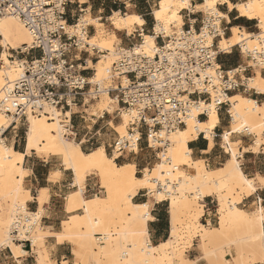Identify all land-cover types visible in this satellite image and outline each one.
I'll use <instances>...</instances> for the list:
<instances>
[{
  "label": "bare ground",
  "instance_id": "obj_1",
  "mask_svg": "<svg viewBox=\"0 0 264 264\" xmlns=\"http://www.w3.org/2000/svg\"><path fill=\"white\" fill-rule=\"evenodd\" d=\"M80 2L83 4L85 0ZM218 4L228 6L229 11H237L243 18L257 21L261 30L259 34H253L244 29L231 28L230 37L222 36L218 45L219 52H230L238 45L251 51L259 50L262 45L264 47V0H246L238 4H232L229 0H203L196 8H203L207 13L215 12L220 18L229 20L218 9ZM185 10H192L191 0H161L153 12L155 33L143 34V42L136 44V49L141 48L151 53L157 48V36L163 34L170 37V30L175 28L181 31V12ZM108 20L114 30L126 32L127 36L133 34L135 27L146 25L145 19L137 14L115 12ZM101 21V17L93 18L88 10L78 26H93L96 29V33L88 37L87 43L91 50L95 48L101 54L97 63L89 61L88 64L89 68H93L97 81L108 78L116 56L115 47L120 42L116 33L108 32ZM68 29L72 30L73 26L68 25ZM31 43L32 38L20 20L8 16L0 19V47L4 49L0 54V96L3 89L23 73L22 63L25 60L11 59L13 56L8 51L19 50ZM261 66L264 68V63ZM255 74L254 77L245 78V83L248 89L264 94V77L260 70ZM229 102L235 125L232 133L249 127L256 137L253 150L259 152L264 146V105L240 93L230 96ZM99 105L103 115H112L119 109L107 94L101 97ZM203 113L207 118L200 120L199 115ZM60 115L70 123L72 111L61 112L48 105H44V111L40 115H29L25 152L21 153L6 143L3 133L11 128L13 121L0 111V199L9 203L7 209L10 211L8 214H0V248H10L15 258L25 253L21 246L10 241L9 229L15 213L26 209L27 203L33 200L30 191L24 188V180L29 175L24 167V160L26 156L35 153L40 158L58 157L64 168L74 175V190L66 198V210L70 218L63 222V230L60 233H50L44 232L39 226L33 235V247L40 248L42 262L49 260L45 247V239L49 236L56 237L61 244L72 243L78 264H85L81 263L82 260L101 264L102 257L111 264H192L185 254L196 239L200 240L206 259L214 254L210 248L219 239L233 233L235 236L229 239L228 246L236 248V256L232 260L234 264L264 263L263 207L250 216L241 214L238 208L245 197L256 192L257 182L259 184L261 177L251 179L243 173L238 161L240 153L231 141L232 134L229 131L222 135L229 160L216 170H208L203 160H194L188 147L189 142L197 139L200 133L205 134V138L209 140L210 150L214 147V131L220 119L213 104L199 102L189 110L186 127L163 135L162 138L169 142L168 148L158 153L160 162L152 170L145 168L141 177L137 176L135 164H118L115 158L107 155L104 147L85 153L80 144L75 142V133L66 131L61 125ZM133 117L125 112L120 125L115 126L112 122L110 125L123 137ZM66 135L70 138L67 141ZM183 166L193 169L195 173L188 174L181 169ZM92 174L98 176L101 188L108 196H96L92 199L84 197L86 180ZM55 176H59V173ZM156 181L163 184L167 182V187L163 191L158 190ZM140 190H149L151 198L169 204L170 236L157 246L152 245L149 240L147 224L152 220L150 203L138 205L132 200ZM207 197H215L218 201L217 228L207 227L200 221L205 214L204 205L200 201ZM37 202L38 214L42 215L48 202V190L40 191ZM145 206L149 219L142 222L140 215L145 211ZM78 210L82 214H77ZM96 225L101 226L104 231L98 230ZM111 226L115 230L119 228L117 237L110 240L106 236V241L99 245L95 235L105 233ZM141 229L146 234H139ZM240 234H244V237H240ZM241 241L245 243L243 248L239 247ZM128 243L134 244L130 250L127 249ZM125 251H128L127 256H124ZM216 255L219 262L225 261L223 254Z\"/></svg>",
  "mask_w": 264,
  "mask_h": 264
},
{
  "label": "built area",
  "instance_id": "obj_2",
  "mask_svg": "<svg viewBox=\"0 0 264 264\" xmlns=\"http://www.w3.org/2000/svg\"><path fill=\"white\" fill-rule=\"evenodd\" d=\"M75 3V0H0V19L17 18L32 38L31 45L16 51L25 57L23 73L7 85L0 96V111L13 121L8 131L15 133L18 123L22 121L25 125L29 115L43 113L44 105L66 113L75 108H87L88 104L107 94L118 106V114L127 112L134 116L127 134L118 135L108 146L109 155L117 162L124 156H136L143 143L148 150H165L169 142L162 138L163 135L186 127L189 110L201 101L213 104L218 113L224 111L233 124L230 96L247 91L242 78L250 69L264 63L263 45L252 51L238 45L240 54L249 63L224 70L218 62V45L222 36L226 37L227 28L222 27L223 18L210 12L204 14L198 31L190 23L189 29L183 27L170 37L157 36V48L151 53L136 49V44L118 49L108 78L97 81L95 73L85 75L87 71L93 72L88 65L89 61L93 62V56L87 43L91 26L78 27L79 18L71 25L73 29H68V7ZM185 11L193 14L190 10ZM79 12L83 13L80 6ZM154 24L152 34L155 33ZM145 31L144 26L138 27L134 38L142 41ZM95 51L100 54L92 48V52ZM85 55L89 60L84 59ZM104 117L105 114L98 119ZM202 118L207 115L200 114L199 119ZM64 122L66 131L74 129L71 121ZM230 134L253 135L249 127L234 133L231 129ZM199 136L209 142L205 134ZM220 138L222 140V135ZM155 183L160 191L167 187V182ZM143 191L150 197L149 190ZM41 222L38 210H18L10 225V241L23 250L32 251L33 235Z\"/></svg>",
  "mask_w": 264,
  "mask_h": 264
},
{
  "label": "crops",
  "instance_id": "obj_3",
  "mask_svg": "<svg viewBox=\"0 0 264 264\" xmlns=\"http://www.w3.org/2000/svg\"><path fill=\"white\" fill-rule=\"evenodd\" d=\"M160 1L161 0H93V4L88 5L89 0H85V3L83 4L80 2V0H75L76 3L68 7L67 22L69 25L74 24L77 21L76 18L79 16L77 18L79 19L82 17V15H87L88 10H90L92 16L106 14L108 17L115 12L121 13L124 10L127 11L130 8L131 13L140 15L145 19L146 25L144 27L146 30L148 22L150 24H154V22H152L154 12L153 8L156 7ZM229 1L232 4L239 3V0ZM202 2L203 0H191L192 10L190 11H192L193 14L190 15L187 13V11H185L186 14L182 15L184 29H189L190 23L192 24V27L195 31H198L200 29L204 16H200L199 14H197L194 9ZM79 6L80 9L83 10L82 14H80L79 12ZM217 7L222 13L226 14L229 17V20L224 19L222 21V27L227 28V32L230 31L233 27L240 29L242 28L244 30H252V28L258 26L257 21L256 25L255 20H248L246 18H243L237 13V11H229L228 6L226 5L218 4ZM101 18L103 19L102 16ZM89 29L93 30L96 33L95 27L91 26ZM145 32L146 34L152 33V29L146 30ZM233 49L234 48H232L231 51L227 53L220 52L219 62L224 70H231L243 64L241 58H243L244 56L240 54L239 59V56H236V54L233 52ZM85 58L88 57L85 55L84 59ZM249 72H251V69L245 74V77L248 76ZM85 75L91 76V72L87 71L85 72ZM262 76L264 77V73H262ZM239 93L246 94L252 100L258 102L261 105H264V94H259L256 91L250 89H247V91L242 90ZM74 115L75 114L73 113V116ZM218 116L220 122L215 129L216 136L214 138V147L211 150L209 148L210 142H207L201 136H199L194 141L189 142L188 144L189 149L192 151V157L194 160H203L205 161V164L207 166H211L215 168V170L218 169V166L222 164L224 165L229 160L228 152L227 150L223 149V147L225 149L226 147L223 145L220 136L223 135V133H225L226 131L230 132V130L233 128V124H230L224 111H220L218 113ZM80 118H82V116H80ZM205 119L206 118H202L201 120ZM110 122L107 124L108 126L110 125ZM100 132L101 129L97 130L95 132V135H98ZM75 136H77V134H75ZM17 138V135L11 138H6V142L13 146L15 150L18 149L19 152L24 153L25 147L23 145V147L20 148L21 139L17 140ZM255 140L256 137L254 135L247 136L244 134H232L231 136V141L236 145L240 153V155L238 156L240 167L243 173L251 179H257L258 177L264 178V171L261 170V162L264 161V146L260 148L259 152H254L253 148L255 147ZM144 149H147L146 146L144 148L142 147V150L140 152H143ZM90 150H92V148ZM83 151L85 153H88V148L83 149ZM32 155L26 156L24 160V167L29 171L28 177H26L24 180V188L30 191V194L33 198L32 201H29L27 203V208L31 212H35L37 210L39 211V204L37 202L39 193L41 190H48V202L44 207L41 228L44 232L50 231V233H60L63 230V222L67 221L70 218V214L66 210V203H64L63 200L65 199L64 197L66 195V192L72 188L74 175L72 177V175L69 174V172L71 171L66 170L63 164H59L60 168L56 169L57 166L52 160L44 159V157L40 158L36 154V156L34 157ZM123 158H125V156ZM135 165L138 170L139 165H137V163H135ZM140 168H144V166H140ZM56 173H59L58 180H51V177ZM92 175L97 176L96 174ZM101 189V183L99 185L98 182H93L91 178H87L84 197L86 199H92L102 192ZM150 198L151 197L146 196L143 190H140L133 196L132 200L135 204L141 205L144 203H149ZM151 202L152 208H150V213L152 216V220L148 222L147 227L151 244L157 246L165 242L170 236L169 206H167L168 202ZM203 202L205 207V214L202 218L207 226H212L215 223L214 218L216 216L213 215L212 210L214 200L212 199V197H207L203 200ZM241 204L244 208L250 210L251 212H254L260 207H263L264 209V187H261L257 182L256 192L251 196L244 198ZM241 210L247 212L242 208ZM45 247L48 252L49 260L44 262L41 261V251L36 247H34L32 251L23 250L25 251V253L19 258L14 257L10 248L1 247L0 264H78L73 253L74 245L72 243L65 242L61 244L58 242L56 237L49 236L45 239ZM195 248L196 244L194 243L193 246L186 252L188 254L186 255V257L192 262L197 261L198 264H206V262L203 260V255H201L199 251H196Z\"/></svg>",
  "mask_w": 264,
  "mask_h": 264
},
{
  "label": "rangeland",
  "instance_id": "obj_4",
  "mask_svg": "<svg viewBox=\"0 0 264 264\" xmlns=\"http://www.w3.org/2000/svg\"><path fill=\"white\" fill-rule=\"evenodd\" d=\"M244 1H246V0H239V3L240 2H244ZM90 4H93V0H89L88 5H90ZM157 7H158V4H157L156 7L153 8V11H155V9H157ZM194 10L200 16H204V14L207 13L205 11V9H203V8H195ZM130 13H131L130 12V8L127 11L124 10L123 12H121V14H130ZM131 14H133V13H131ZM181 14L185 15L186 12L182 11ZM111 15H113V14H111ZM84 16H86V15H82V17L80 19H83ZM101 16L103 17L101 22L105 25V29L108 32L116 33L117 37L120 39V42L115 47V53L120 48H129L130 46H132V44H141L142 43V41L140 39H138L137 37L134 38V36L136 35L135 31L138 29V27H135L134 32H133V34L131 36H127L126 32H119V31H116V30L113 29V27L110 25V22L108 20V18L110 16L107 17L106 14H103V15H94L92 17L93 18H97V17H101ZM77 18H76V20H77ZM152 18H153L152 22H154V17H152ZM255 24L257 25L256 21H255ZM152 28H153V24H150L148 22L147 26H146V30H151ZM178 31L179 30L177 28L171 29L170 30V35L172 36L174 32H178ZM246 31L249 32V33H254V34H259L261 32V30L259 29L258 26L252 28V30H246ZM94 33L95 32L93 30L89 29V37H91ZM149 34H152V33H149ZM230 36H231V33H230V31H228L225 38H228ZM1 51H2V48H0V53H1ZM16 51L17 50H9L8 51L13 56V58H11V59H16L17 58V59L25 60V57H23L20 54H17ZM89 51H90V53L93 56L92 57V59H93L92 63H94V64L97 63V61L99 60V57H100L101 54H97L96 51L92 52L91 49ZM233 52L236 54V56H239V59H240V49L238 47H234ZM115 60H116V56L114 57L113 63H114ZM241 60H242L243 64L249 63L248 59H246L245 56L243 58H241ZM90 69L93 70V68H90ZM257 70H260L261 73H264L263 66H256L253 69H251V72H249L248 76H246V77L244 76L242 78L243 81L245 82V80H244L245 78L254 77L256 75L255 73H256ZM90 72H91V76H92L93 73H95L94 70H93V72L92 71H90ZM242 95L245 96V97H248L246 94H242ZM100 99L91 102L90 104H88L87 108H85V109L84 108H78V109H73L72 110V125H74V129L71 130V131L74 132L75 134H77L76 138H74V139H75V142L80 144L82 150L85 149V148H88V153H89V152H91L92 150H94V149H96L98 147H104L106 152H107V155L110 156L109 155V147L108 146L111 145L114 142V140L118 137V135H120V134H118L114 130L113 126H110V125L108 126L107 124L110 121H112V123L115 126L120 125L121 122H122V119H121L122 114L125 113V112H120L118 114V112H116L118 110L117 109L110 116H108L107 113H106L103 120L98 119V118H100V116L103 115L102 110H101L100 105H99V100ZM113 105H116V104L113 102ZM73 113L75 114L74 116H73ZM80 116H82L84 118L82 119V118H80ZM60 118H61V125H64L65 118L63 116H61V115H60ZM27 126H28L27 123L25 125H23V122L21 121L20 123H18V127H17L15 133H14V131H8L4 137L11 138V137H14L15 135H17L18 136L17 140L21 139L20 148H22L23 145L25 147V138H26ZM68 126H69V124H68ZM234 127H235V125L233 124V128ZM99 129H101V132L98 135H95L96 134L95 132L97 130H99ZM128 130H129V125L127 127V131ZM250 132H252V131L250 130ZM126 134H127V132H126ZM120 136H122V135H120ZM67 139H70V138L69 137H65V141H67ZM7 144H8V142H7ZM8 145H10V144H8ZM142 147L144 148L145 144H143ZM91 148H92V150H90ZM166 148H168V147H166ZM160 152L161 151L155 152V151H152V150L144 149V151L140 152L137 156H130V157L125 156V158L120 159L117 163L118 164H125V163H134L135 164V163H137V165H139V168L137 170V176L141 177L143 169L148 168V169L152 170L156 166V164L160 162V159L157 156L158 153H160ZM32 156L33 157L36 156L35 153ZM41 158H43V157H41ZM44 159L52 160L54 162V164L57 166L56 169L60 168L59 164L62 165V161L58 157L50 156V157H47V158L44 157ZM147 164H149V165H147ZM140 166H144V168H140ZM206 167H207L208 170H215V168H213L211 166L209 167V166L206 165ZM221 167H223V164L218 166V168H221ZM181 169L185 170V172H187L188 174H194L195 173L193 169H191L189 167H186V166L185 167L184 166L181 167ZM69 174H71L72 177H73L72 172H69ZM58 178H59L58 176L53 175L51 177V180L56 181V180H58ZM88 178H91L93 180V182H98V184L100 185V182H99L97 176L92 175V176H90ZM73 190L74 189L71 188L70 190H68L66 192V195L64 197L65 199L63 200L64 203H66L67 196ZM101 190H102V192L98 196H100V197L108 196V194L105 192L104 189H101ZM212 199L214 200V204H213V207H212L213 215H216L215 218H214L215 223L212 226L211 225L207 226L206 223L204 222L203 218L200 221H201L202 224H204L207 227H210V228L213 229V228H217L218 227L219 215H218V201H217V199L215 197H212ZM203 200L200 201L202 205H204ZM151 201L156 202V200L153 199V198H150L149 203H150L151 208H152V202ZM8 204L9 203H6L4 199H0V214H3V212H6L8 214L10 212L7 209L8 208ZM167 206H169L168 203H167ZM238 208H239L241 214H243V215L250 216L253 213L250 210L244 208L242 204L241 205L239 204ZM241 208L246 210L247 212L242 211ZM204 209H205V207H204ZM76 213L77 214H82V211L78 210ZM40 216L42 217L43 213ZM95 227L98 230H100V231H104V229L101 226H99V225H96ZM118 229L116 228V230H115L114 227L111 226L110 228H108L106 230L105 233H101V234L95 235V238H97L96 242L99 245H102L106 241V238H105L106 236L109 237L110 240H114L117 237L116 233H117ZM38 233H39V231H38ZM38 233L36 235H38ZM233 236H235V235L233 233H230V234L226 235L225 237H222L221 239H219L210 248L211 251L214 252V254L210 255L209 258H206V259L203 258V260L206 262V264H211V263H215V264H234L232 262V260H233V257L236 256V248L233 247V246H228V241ZM239 236L240 237H244V234H240ZM100 237H102V238H100ZM194 243L196 244L195 250L199 251V253L201 255H203L202 244H201L200 240L196 239L194 241ZM244 244H245L244 241H241L239 243V247L243 248ZM2 248H5V247H2ZM36 248H38L40 250V248L38 246H36ZM218 253H221V254L224 255L225 261L219 262L218 257L216 255ZM185 255H188V254L186 253ZM76 260H77V257H76ZM101 260H102L101 264H111V263H107V261L103 257L101 258ZM248 261H250V259ZM81 263L94 264L92 262L88 263L86 260H82Z\"/></svg>",
  "mask_w": 264,
  "mask_h": 264
},
{
  "label": "snow or ice",
  "instance_id": "obj_5",
  "mask_svg": "<svg viewBox=\"0 0 264 264\" xmlns=\"http://www.w3.org/2000/svg\"><path fill=\"white\" fill-rule=\"evenodd\" d=\"M114 146L117 147V148L119 147L118 145H114ZM102 153H103V149H101L100 154H102ZM233 155H235V154L233 153ZM261 170L264 171V161L261 162ZM259 185L261 187H264V178H261L259 180ZM249 186L251 187V184H249ZM146 208H147V206H145V211L142 212L141 215H140V220L142 222L147 221L149 219V216H148V213L146 211ZM262 211H264V209H262ZM97 223H99V221H97ZM135 234L136 233H133V235H135ZM139 234H146V233H144L143 230L141 229V232ZM132 247H134L133 243H128L127 244V249L130 250ZM127 255H128V251H125L124 252V256H127ZM192 264H198V262L197 261H193Z\"/></svg>",
  "mask_w": 264,
  "mask_h": 264
},
{
  "label": "trees",
  "instance_id": "obj_6",
  "mask_svg": "<svg viewBox=\"0 0 264 264\" xmlns=\"http://www.w3.org/2000/svg\"><path fill=\"white\" fill-rule=\"evenodd\" d=\"M218 62H219V59H218ZM219 64H220V62H219ZM17 151H19L18 149H16Z\"/></svg>",
  "mask_w": 264,
  "mask_h": 264
}]
</instances>
